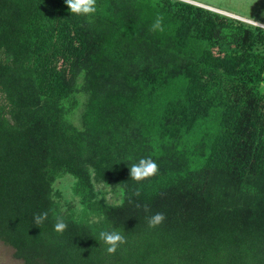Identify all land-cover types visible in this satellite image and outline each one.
Instances as JSON below:
<instances>
[{
    "label": "trees",
    "instance_id": "1",
    "mask_svg": "<svg viewBox=\"0 0 264 264\" xmlns=\"http://www.w3.org/2000/svg\"><path fill=\"white\" fill-rule=\"evenodd\" d=\"M148 157L158 174L133 181ZM0 243L23 264H264V27L185 0H97L91 17L0 0Z\"/></svg>",
    "mask_w": 264,
    "mask_h": 264
},
{
    "label": "clouds",
    "instance_id": "2",
    "mask_svg": "<svg viewBox=\"0 0 264 264\" xmlns=\"http://www.w3.org/2000/svg\"><path fill=\"white\" fill-rule=\"evenodd\" d=\"M66 6L72 15L91 17L97 12V0H65ZM264 17V14H262ZM254 24H264L262 20H254ZM163 17L157 16L151 26V31H163ZM130 177L133 181L141 182L156 176L159 172L158 164L151 158H141L138 162L132 163L129 167ZM134 195L138 198L140 191L137 190ZM137 208L143 207L145 212L150 209L147 204H136ZM48 219V212L35 214L33 223L35 226H41ZM166 216L164 213L157 212L147 217L149 228H156L164 223ZM67 229V224L63 217H57L54 230L62 234ZM99 241L106 247V252L113 255L117 250L127 243V237L123 229L101 230L99 232Z\"/></svg>",
    "mask_w": 264,
    "mask_h": 264
},
{
    "label": "rangeland",
    "instance_id": "3",
    "mask_svg": "<svg viewBox=\"0 0 264 264\" xmlns=\"http://www.w3.org/2000/svg\"><path fill=\"white\" fill-rule=\"evenodd\" d=\"M189 1V0H185ZM191 1V2H190ZM189 2L199 3L195 5H207L220 11V13L242 20L247 23L254 24V20H262L264 22V0H190ZM193 1V2H192ZM214 11V10H213ZM231 14V15H230ZM234 15V16H232ZM264 27V24H254ZM81 108L75 110L73 122L78 125V117ZM74 182L73 177L65 175L63 178L58 179L54 184V189L60 195L62 202L73 200L71 185ZM95 191L109 203H118L120 200V191L113 185L105 183H95ZM0 264H23L22 261L14 257L12 248L0 243Z\"/></svg>",
    "mask_w": 264,
    "mask_h": 264
},
{
    "label": "crops",
    "instance_id": "4",
    "mask_svg": "<svg viewBox=\"0 0 264 264\" xmlns=\"http://www.w3.org/2000/svg\"><path fill=\"white\" fill-rule=\"evenodd\" d=\"M189 1H190V0H189ZM189 1H188V2H189ZM190 2H191V1H190ZM192 2H193V1H192ZM193 3H194V4H199V3H196V2H193ZM201 6H202V7H205V8H208V9H210V10H215V11H217L216 9H213L212 7H209V6H207V5H202V4H201ZM218 12H220V11H218ZM230 15H231V14H230ZM232 16H234V15H232Z\"/></svg>",
    "mask_w": 264,
    "mask_h": 264
},
{
    "label": "water",
    "instance_id": "5",
    "mask_svg": "<svg viewBox=\"0 0 264 264\" xmlns=\"http://www.w3.org/2000/svg\"><path fill=\"white\" fill-rule=\"evenodd\" d=\"M215 11V10H214ZM216 12H218V11H216ZM220 13V12H219Z\"/></svg>",
    "mask_w": 264,
    "mask_h": 264
}]
</instances>
